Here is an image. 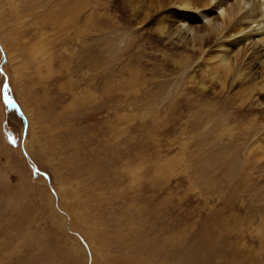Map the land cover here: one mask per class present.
Masks as SVG:
<instances>
[{
	"label": "rangeland",
	"instance_id": "374dc122",
	"mask_svg": "<svg viewBox=\"0 0 264 264\" xmlns=\"http://www.w3.org/2000/svg\"><path fill=\"white\" fill-rule=\"evenodd\" d=\"M133 2L0 0V264H264L246 105Z\"/></svg>",
	"mask_w": 264,
	"mask_h": 264
},
{
	"label": "bare ground",
	"instance_id": "6f19581e",
	"mask_svg": "<svg viewBox=\"0 0 264 264\" xmlns=\"http://www.w3.org/2000/svg\"><path fill=\"white\" fill-rule=\"evenodd\" d=\"M126 1L134 6L135 0ZM137 4L140 21L153 25L157 36L167 35L190 49L181 75L197 66L208 81H221L241 106L246 105L250 116L236 114L239 121H251L241 133L245 136L243 144L255 146L252 159L262 158L264 138L259 134H264V0H137ZM205 16L211 17L209 22L198 23Z\"/></svg>",
	"mask_w": 264,
	"mask_h": 264
}]
</instances>
